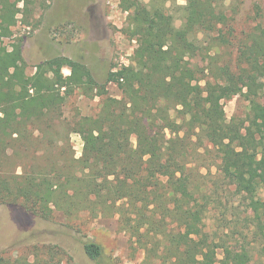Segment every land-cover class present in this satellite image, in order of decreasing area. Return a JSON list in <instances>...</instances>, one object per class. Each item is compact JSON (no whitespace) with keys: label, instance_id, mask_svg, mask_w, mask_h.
<instances>
[{"label":"trees","instance_id":"obj_1","mask_svg":"<svg viewBox=\"0 0 264 264\" xmlns=\"http://www.w3.org/2000/svg\"><path fill=\"white\" fill-rule=\"evenodd\" d=\"M168 1L120 0L136 47L128 65L110 69L99 82L82 61L62 55L41 61L28 75L19 41L8 47L3 39L12 36L17 14L30 16L32 1L18 0V9L0 0V211L8 231L55 213L66 219L116 215L150 264L264 259V20L237 39L232 69L210 55L217 42L227 44L226 35L233 36L227 0H186L178 6L184 19L179 27L166 13ZM196 57L210 59L208 66L193 64ZM110 83L120 99L108 95ZM76 90L100 98L96 116L74 124L82 141L78 158L68 134L58 130L62 106ZM236 96L248 111L227 119L223 104ZM209 176L230 194L211 231L205 223ZM3 236L0 231V243ZM100 249L83 244L92 261ZM215 250L222 253L219 260ZM29 254L31 259L0 252V264H75L55 244L33 245Z\"/></svg>","mask_w":264,"mask_h":264},{"label":"rangeland","instance_id":"obj_2","mask_svg":"<svg viewBox=\"0 0 264 264\" xmlns=\"http://www.w3.org/2000/svg\"><path fill=\"white\" fill-rule=\"evenodd\" d=\"M21 9L18 0H9ZM30 16L22 18L17 14V22L12 27V36L3 39L8 46L19 41L21 56L27 65L26 73H34V66L53 56L62 55L82 61L91 71L94 78L103 82L110 69L128 65L136 47V39L132 37L127 27V12L120 7V0H31ZM147 1V0H145ZM186 0H169L166 3V13L173 16L174 24L179 27L183 22V14L178 6L185 5ZM225 13L233 36H228L227 44L217 42L210 52L215 55L213 60L218 66L228 65L234 69L236 64V41L244 32L249 31L258 22L259 11L264 17V0H227L224 4ZM213 35H217L216 33ZM200 45L206 46V36L198 35ZM210 59L196 57L192 62L201 67H207ZM64 75L69 71L64 68ZM205 79L209 80L210 76ZM203 83V81L201 82ZM108 95L120 99L121 94L115 84L107 85ZM264 104V101H263ZM100 108V98H87L80 90L69 95L62 106L61 124L58 130L68 134L75 158L81 156L82 141L74 132V124L80 117L96 116ZM225 116L244 118L248 111L246 101L236 96L223 104ZM134 139H131V144ZM211 175L215 174L212 160L205 162ZM207 168L200 167V173H208ZM18 171V170H17ZM207 184V193L212 197L210 209L205 217L207 230L211 231L217 224V214L226 211L230 194L219 184ZM231 210H229L230 213ZM0 211V231L5 240L0 243V252L6 257L27 256L30 258V248L33 245L55 244L62 249L75 264H150L146 261L144 252L130 243L127 233L120 230L118 217L91 218L81 213L73 219H66L60 213H55L49 220L34 219L31 226L8 231L9 223L4 221ZM230 215H228L229 217ZM12 221L11 217L7 219ZM25 234L20 238L19 234ZM94 242L101 246V256L98 261L90 260L83 244ZM216 259L222 256L220 250H215ZM64 256V261H66ZM157 264V260L153 261ZM258 264H264V259Z\"/></svg>","mask_w":264,"mask_h":264}]
</instances>
